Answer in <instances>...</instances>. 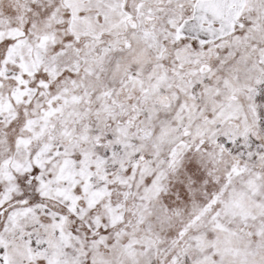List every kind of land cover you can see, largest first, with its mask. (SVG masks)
Returning a JSON list of instances; mask_svg holds the SVG:
<instances>
[{"label": "snow or ice", "instance_id": "1", "mask_svg": "<svg viewBox=\"0 0 264 264\" xmlns=\"http://www.w3.org/2000/svg\"><path fill=\"white\" fill-rule=\"evenodd\" d=\"M0 264H264V0H0Z\"/></svg>", "mask_w": 264, "mask_h": 264}]
</instances>
